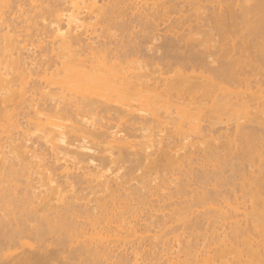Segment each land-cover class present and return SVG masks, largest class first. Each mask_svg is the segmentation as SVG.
<instances>
[{
    "label": "bare ground",
    "instance_id": "obj_1",
    "mask_svg": "<svg viewBox=\"0 0 264 264\" xmlns=\"http://www.w3.org/2000/svg\"><path fill=\"white\" fill-rule=\"evenodd\" d=\"M263 133L264 0H0V264H264Z\"/></svg>",
    "mask_w": 264,
    "mask_h": 264
},
{
    "label": "rangeland",
    "instance_id": "obj_2",
    "mask_svg": "<svg viewBox=\"0 0 264 264\" xmlns=\"http://www.w3.org/2000/svg\"><path fill=\"white\" fill-rule=\"evenodd\" d=\"M193 16H195V15H193ZM196 16H197V15H196ZM192 19H193V22L195 23V21H194L195 18L192 17ZM196 19H198V16H197ZM191 22H192V20H189L187 24H190ZM188 30H189V29L187 28V25H186V29H185V31L187 32ZM185 31H184V35H187V34H185ZM189 32H190V31H189ZM189 32H187V33H189ZM189 35H190V34H188L187 36L189 37ZM190 36H191V35H190ZM194 36L196 37L197 35H194ZM199 36L201 37V34H199L197 37H199ZM192 38H194V37H192ZM192 38H191V39H192ZM185 39H186V36H185ZM195 39H196V38H194L193 40H195ZM197 39H198V38H197ZM189 40H190V39L188 38V41H189ZM193 40H190V42L193 41ZM186 41H187V40H186ZM212 43H213V41H212ZM216 43H217V41H216ZM219 43H220V42H218L217 44H219ZM214 44H215V43H214ZM217 44H216L215 46H217ZM212 45H213V44H212ZM218 46H219V45H218ZM253 89L255 90V89H257V88H253ZM253 89H252V91H254ZM222 109H223V108L218 109V112L221 111V115H222L224 118L229 117V116L223 115V113H225V112H224V110H222ZM226 111H227V110H226ZM218 112L216 111L217 114H219ZM227 115H230V114H227ZM232 117L236 118L235 116H232ZM242 117L244 118V116H240V118H242ZM230 118H231V117H230ZM240 118H239V119H240ZM246 118H247V117H246ZM246 118H245V119H246ZM220 119H221V118H220ZM232 119H233V118H232ZM239 119H238V120H239ZM245 119H244V120H245ZM224 120H225V119H224ZM238 120H237V122H241V123H242V121H238ZM240 120H241V119H240ZM210 121H211V122H210ZM210 121H208L207 123L204 121V124L212 123V125H216V123H217V124L219 123V122H218L219 119H215V120H214L213 117H212V119H210ZM233 121L235 122L234 119H233ZM228 122L231 123V120H230V121L228 120ZM243 122H244V121H243ZM66 123H67V122H66ZM231 124L234 125V123H231ZM231 124H230V127H231ZM219 125H221V124L219 123L218 126H219ZM233 125H232V126H233ZM171 126H172V125H171ZM31 129H32V128H31ZM221 129H222V130H221ZM221 129H220V131H217V133H215V134H216V136L218 135L219 137L222 138V136H221V135H222L221 132H222V131L224 132V131H225L224 129H226V128L223 127V128H221ZM29 131H30V130H29ZM29 131H28V132H29ZM32 131H33V129H32ZM218 132H219V134H218ZM223 132H222V133H223ZM30 133H31V134L33 133V134L35 135L36 131H34V132H29V134H30ZM31 134H30V135H31ZM33 134H32L31 136H34ZM220 134H221V135H220ZM191 135H192V134H191ZM156 137L158 138L159 135L156 136ZM156 137H155V138H156ZM189 137H190L191 139H190ZM192 137L195 138V139L193 138L195 141H196V140L198 141V142H196V143H200L201 141H203L202 139H199V140H198V138H200V137L197 138V135H194V136H188L187 139H188V140L190 139V141H191V140L194 141V140L192 139ZM196 138H197V139H196ZM261 140L264 141V133H263V139H261ZM261 140H260L259 142L255 141V142H256L255 144H256L257 146H256L255 148H253V149H255V150H259V149L261 148V147L259 146V145H261V143H260ZM195 141H194V143H195ZM216 141H217V140H216ZM218 141H219V139H218ZM192 143H193V142H192ZM200 144H201V143H200ZM203 144H205V143H203ZM181 146H182V145H181ZM181 146H180V147H181ZM199 146H202V144L199 145ZM203 146H204V145H203ZM178 148H179V147H178ZM178 148H177V149H178ZM180 149H182V148H180ZM181 151L184 152V149H183V150H178V153L181 152ZM181 153H182V152H181ZM250 157H252V158H250ZM246 158H247V159H246ZM246 158H245V156H244L243 158L240 159V161H242V162L239 163V166L241 165V167H242V166L244 165V166H243V168H244L248 163L250 164L251 162H252L251 164L256 165V167H254V165H253L254 168H257L258 165H260V158H258V154H257V153L251 154L250 156L247 155ZM244 159H245V161H244ZM249 159H251V160L249 161ZM243 161H244V162H243ZM241 163H242L243 165H242ZM236 167H237V166H236ZM246 167H249V166L247 165ZM246 167L244 168V169L246 170L245 173H247V170H248ZM250 167H251V165H250ZM250 167H249V169H250ZM107 168H108V171H107V169L105 170V169L103 168L105 171L102 170L101 172H102V173L106 172V175H109V173H112V172H113L112 175H114L115 171H117V169H116L115 171H114V169H113V171H112V170H111L112 168H109V167H107ZM251 168H252V167H251ZM121 169H122V168H121ZM110 170H111V171H110ZM122 170H123V169H122ZM238 170H239V169H238ZM120 171H121V170H120ZM120 171L118 170L117 172L119 173ZM234 171H235V170H234ZM107 172H108V173H107ZM121 172H122V171H121ZM121 172H120V173H121ZM235 172H237L236 175H238V174L240 173L239 171H235ZM104 174H105V173H104ZM110 175H111V174H110ZM243 175H244V174H243ZM247 176H248V174H247ZM237 180H239V179H237ZM237 180H236V182H235L236 185H237V187H236V185H235L234 187H236V188H240V187H238V184H239L243 179L240 178V181H239V182H237ZM233 183H234V182H233ZM233 183H232V185H230V186H233ZM237 183H238V184H237ZM225 185H226V186H225ZM227 185H229V184H224L225 187H227ZM239 185H240V184H239ZM230 186H228V187H230ZM234 187H232V188H234ZM166 190H167V189H166ZM166 190H165V191H166ZM248 204H249V203H247V207H246V206L243 207V208H244V209H243L244 211L246 210V208H247V209L249 208L250 204H249V205H248ZM248 210H250V208H249ZM248 210H247V211H248ZM240 216H241V215L238 216V217H239L238 219H241V218L244 219V217H245V216H244V217H241V218H240ZM200 230H201V229H200ZM202 230H203V229H202ZM202 230H201V231L198 230V231L201 232V233H203L205 229H204L203 231H202ZM198 231L195 232V235H196V236L199 235V232H198ZM205 231H206V230H205ZM207 231H208V230H207ZM210 231H211V230H210ZM183 232H184V231H183ZM197 232H198V233H197ZM196 233H197L198 235H197ZM208 233H209V232H208ZM208 233H207L208 236L212 234V233H211V234H210V233L208 234ZM152 234H153V233H152ZM172 234H173V235H174V234L177 235V233H172ZM168 235H169V236H168ZM168 235H167V237H171V236H172L171 234H168ZM175 235H174V236H175ZM183 235H186V233L184 232ZM201 235H202V234L199 235V236H200V239L197 237L198 240L200 241V243L198 242V243H199V246L197 247L199 250H197V248H196V250L198 251V254H199L197 260H199V261H195L193 264H202V263L204 264L205 262H202V260H203V261H206L205 264H207V263L212 264V262L210 263V259L205 260V259H207V258H205V256H206L207 254H208V256H211V257H212V255L215 256V254H217L216 252H214V251H216L215 246H212V245H213V244H212V245H211L212 247H211V246L208 245V243L206 242V245H208L209 248L211 247V250L208 249V251L210 250V252L207 253V252H208V251H206L207 246L204 245L205 243L203 242V241H205L206 239H205L204 237L201 238ZM205 235H206V233L204 232V236H205ZM207 235H206V238H207ZM165 237H166V236H165ZM167 237H166V238H167ZM171 238H173V237H171ZM201 239H203V241H202ZM24 241H29V240H26V239H25ZM202 243H203V245H202ZM218 243L220 244V242H218ZM218 243H214V244H217V246H218V248H219L220 245H219ZM201 245L204 246V247L206 246V249H203V247H202ZM199 247H200L201 249H200ZM25 248H26V247L17 248V249L15 250V252H17V253H18V252H21L22 249H25ZM213 248L215 249L214 251L212 250ZM218 248H217V251H218ZM13 250H14V249H13ZM199 251H200V252H199ZM203 251H204V252H203ZM211 252H212V255H210ZM200 253H202V254H200ZM205 254H206V255H205ZM181 255H183V254H181ZM200 255H201V257L204 256V257H203L204 259H202V258L200 257ZM202 255H203V256H202ZM182 257L184 258V255H183ZM206 257H207V256H206ZM211 257H210V258H211ZM215 257H217V258H216L217 260L215 259L217 262L222 261V258H221V257H220V259L218 260V258H219L218 255H216ZM215 257H212V258L214 259ZM228 257H229V258L231 257V259L233 258L232 256H228ZM213 259H211V260L214 262ZM224 259H225V258H224ZM232 260H233V259H232ZM207 261H209V262H207ZM216 261H215L214 264H219V263L221 264V262L217 263ZM229 261H231V260H229ZM229 261H228V258H227V262H229ZM231 262H232V261H231ZM222 263H223V262H222Z\"/></svg>",
    "mask_w": 264,
    "mask_h": 264
}]
</instances>
